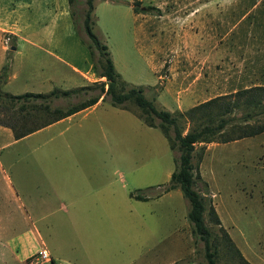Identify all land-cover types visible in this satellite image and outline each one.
Returning <instances> with one entry per match:
<instances>
[{
    "label": "rangeland",
    "instance_id": "1",
    "mask_svg": "<svg viewBox=\"0 0 264 264\" xmlns=\"http://www.w3.org/2000/svg\"><path fill=\"white\" fill-rule=\"evenodd\" d=\"M139 2L143 8L135 18L128 0L94 2L93 31L125 82L118 83L117 89L141 85L158 108L174 111L217 94L264 85V0ZM83 7L84 0H0V38L6 43L1 70L5 66L7 74L9 46L16 36L35 40L61 60L48 56L31 62L42 52H32L19 40L20 54L12 68L15 75L0 89L47 91L52 86L69 88L104 79L97 76V53L90 57L88 39L80 26ZM71 8L78 17L76 24ZM141 23L143 30L138 27ZM87 61L90 69L84 80L70 65L84 69ZM83 97L56 98L52 104L64 105ZM126 106H114L106 96L90 114L100 120L91 139L95 148L104 151L78 163L85 170L105 167L121 202L116 219L89 222L90 234L106 240L96 247L95 256L98 260L105 257L110 264H202L203 246L191 234L187 200L178 187L162 191L174 167V151L157 127L143 123L134 104ZM261 120L258 115L249 123ZM224 130L230 131L231 126ZM41 141V136L15 141L9 130L0 131V231L9 233L25 226L17 200L5 184L27 181L29 192L37 194L39 179L35 178L39 175L27 172L23 161L29 147L41 149ZM200 144L196 143V151ZM204 146L201 159L196 163V155L192 158L201 176L196 188L206 204L214 207L242 256L251 264H264V131ZM87 179L99 182L98 175L88 174ZM204 219L212 237L219 240L218 262L242 264L223 244L218 225L206 212Z\"/></svg>",
    "mask_w": 264,
    "mask_h": 264
},
{
    "label": "trees",
    "instance_id": "2",
    "mask_svg": "<svg viewBox=\"0 0 264 264\" xmlns=\"http://www.w3.org/2000/svg\"><path fill=\"white\" fill-rule=\"evenodd\" d=\"M72 1L68 0V3ZM139 1H128L134 12L143 8ZM69 13L72 22L78 23L76 11L71 8ZM92 13L93 0H84L80 26L88 39L90 57H94V51L97 53L96 61L100 66L97 76L104 79L69 88L52 86L47 91L26 90L12 93L0 89V125L8 127L12 136L19 138L54 120L83 109L98 99L104 100L106 96L109 103L114 106L127 108L128 102L134 104L139 109L137 115L142 121L148 126L157 127L166 137L168 147L174 151V167L162 191L178 187L187 200L186 218L190 223L191 234L202 242L204 258L202 264H221L217 260L219 240L216 236L212 237L205 223L204 212L213 224L218 225L223 244L237 255L242 264H251L242 256L227 231L221 226L214 207L206 204L203 195L196 188L197 179L201 176L192 158L196 155V163L201 159L206 142H225L264 131V85L255 84L232 92L217 94L185 110L170 111L158 108L153 99L143 93V86L129 85L125 89L121 87V84L125 82L115 70L106 45L93 31ZM5 79L4 66L0 71V86ZM118 83H121L119 89L116 88ZM152 87L154 88L155 85ZM83 95L86 97L68 101L64 105L52 104L56 98L69 99ZM240 110L242 112L237 114L236 112ZM258 115L262 117L261 121L249 123L250 119ZM240 121L245 122L239 124ZM185 124L188 127L183 131ZM226 125L231 126L230 131L224 130ZM200 142L203 144H200L199 150L196 151L195 145ZM132 195L140 199L146 198L138 193Z\"/></svg>",
    "mask_w": 264,
    "mask_h": 264
},
{
    "label": "crops",
    "instance_id": "3",
    "mask_svg": "<svg viewBox=\"0 0 264 264\" xmlns=\"http://www.w3.org/2000/svg\"><path fill=\"white\" fill-rule=\"evenodd\" d=\"M132 13L133 18L139 16L133 10ZM138 27L143 30V23ZM17 37L9 46L13 53L9 57L6 79L1 85L7 84L15 75L12 68L16 56L20 54L19 40L27 43V49L32 52H42L40 56L34 55L31 62L48 56L61 61L35 40ZM5 47L6 43L0 38V70L4 63ZM88 62L84 69L75 65L70 67L86 80V72L90 69ZM102 101L98 99L83 109L19 138L12 136L15 141L38 136L42 138L41 149L29 147L23 161L27 172L39 175L35 178L39 179L36 183L38 192L36 195L29 192L27 181L24 184L6 182V188L17 200V208L25 226L9 233L0 231V264H110V260L105 257L96 258V252L99 251L96 247L103 246L106 240H99V237L97 240L90 234L89 222L116 219L120 215L121 202L114 194L112 180H107L105 167L85 170L82 165H78L89 156L101 155L104 151L103 148H95L91 139L100 120L96 114L90 115ZM8 130V127L0 125V131ZM88 174L98 175L99 182L87 179ZM40 249L46 251L47 257L33 263L34 258L39 257ZM101 252L105 254L106 250Z\"/></svg>",
    "mask_w": 264,
    "mask_h": 264
},
{
    "label": "built area",
    "instance_id": "4",
    "mask_svg": "<svg viewBox=\"0 0 264 264\" xmlns=\"http://www.w3.org/2000/svg\"><path fill=\"white\" fill-rule=\"evenodd\" d=\"M38 253H39V257H38V258H34L33 263H36V262H38L40 259H43V258H46V257H47V253H46V251H45L44 249H40V250L38 251Z\"/></svg>",
    "mask_w": 264,
    "mask_h": 264
}]
</instances>
